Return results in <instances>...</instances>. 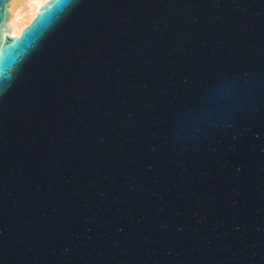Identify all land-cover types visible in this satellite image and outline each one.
Masks as SVG:
<instances>
[{
	"label": "water",
	"instance_id": "obj_1",
	"mask_svg": "<svg viewBox=\"0 0 264 264\" xmlns=\"http://www.w3.org/2000/svg\"><path fill=\"white\" fill-rule=\"evenodd\" d=\"M0 0V264H264V0Z\"/></svg>",
	"mask_w": 264,
	"mask_h": 264
},
{
	"label": "bare ground",
	"instance_id": "obj_2",
	"mask_svg": "<svg viewBox=\"0 0 264 264\" xmlns=\"http://www.w3.org/2000/svg\"><path fill=\"white\" fill-rule=\"evenodd\" d=\"M47 0H10L11 15L8 17V32L19 36L22 29L36 16L38 8Z\"/></svg>",
	"mask_w": 264,
	"mask_h": 264
}]
</instances>
